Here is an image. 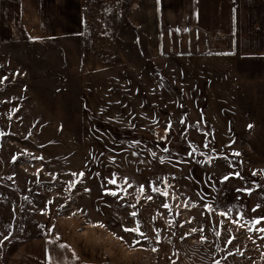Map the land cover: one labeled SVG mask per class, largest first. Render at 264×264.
<instances>
[{
    "label": "rangeland",
    "instance_id": "rangeland-1",
    "mask_svg": "<svg viewBox=\"0 0 264 264\" xmlns=\"http://www.w3.org/2000/svg\"><path fill=\"white\" fill-rule=\"evenodd\" d=\"M167 37V110L85 72L77 36L0 39V257L48 237L80 264H264V57ZM137 225L143 236L123 230Z\"/></svg>",
    "mask_w": 264,
    "mask_h": 264
},
{
    "label": "crops",
    "instance_id": "crops-1",
    "mask_svg": "<svg viewBox=\"0 0 264 264\" xmlns=\"http://www.w3.org/2000/svg\"><path fill=\"white\" fill-rule=\"evenodd\" d=\"M125 24L141 34L140 59H129L123 49ZM175 29L205 34L207 40L197 44L208 51L264 57V0H160L159 4L157 0H0L1 40L15 41L21 30L38 39L77 36L84 71L117 74L112 85L120 94L135 85L141 108L149 96V109L156 104L160 110L168 109L163 97L168 93L164 64L171 63L173 56L163 54L161 47L173 46L167 33ZM50 241L28 239L8 257H0V264H80L70 262L67 250L54 249Z\"/></svg>",
    "mask_w": 264,
    "mask_h": 264
},
{
    "label": "snow or ice",
    "instance_id": "snow-or-ice-1",
    "mask_svg": "<svg viewBox=\"0 0 264 264\" xmlns=\"http://www.w3.org/2000/svg\"><path fill=\"white\" fill-rule=\"evenodd\" d=\"M160 3V0H157V4ZM31 39H38V38H31ZM225 54H229V53H225ZM249 127H251V125H249ZM191 154V153H190ZM235 155H238V153H236ZM15 159V158H14ZM255 175V173H253ZM81 176L83 175V173L80 174ZM236 176H239V173H235ZM228 176H224L223 177V180H228ZM110 183H115V180H112V181H109ZM87 191V189H86ZM153 191H159V189H156V188H153ZM237 191H246L249 195H251V192H252V189H238ZM106 194H110L112 196H116L117 193L115 191H106ZM168 193L165 192L164 195H167ZM149 199H151V197H149ZM165 208L169 207L167 204H164L163 205ZM260 205H257V207H259ZM205 207H208L207 205H205ZM253 211H256V209L254 208ZM132 216H136V213L133 212L131 214ZM221 215H226V213H221ZM241 218H243L241 216ZM261 221H264V217H259V218H255V220L253 221L254 224H259ZM223 223V222H222ZM233 223H238V220H233ZM99 226L103 227L102 224H99ZM183 226V225H181ZM125 232H129V233H136L138 236H143L144 234L142 232H140L139 230V225H137L136 227L134 228H124L123 229ZM257 231H261V232H264V228H260V229H256ZM193 231H195V229H193ZM187 235V234H186ZM217 235H219V233H217ZM4 239H8L7 237H5ZM119 239L123 240V237H120ZM232 241L229 240L228 243H231ZM0 243H2V241H0ZM134 244L136 245H139L140 244V241L138 239L134 240L133 241ZM61 247H65V245H60ZM152 251H157L156 248H153Z\"/></svg>",
    "mask_w": 264,
    "mask_h": 264
}]
</instances>
